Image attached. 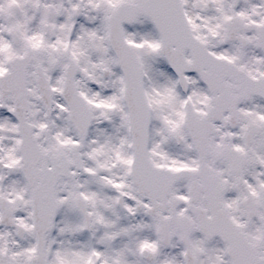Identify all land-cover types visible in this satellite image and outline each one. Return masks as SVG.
I'll list each match as a JSON object with an SVG mask.
<instances>
[{
	"label": "snow or ice",
	"instance_id": "obj_1",
	"mask_svg": "<svg viewBox=\"0 0 264 264\" xmlns=\"http://www.w3.org/2000/svg\"><path fill=\"white\" fill-rule=\"evenodd\" d=\"M0 264H264V0H0Z\"/></svg>",
	"mask_w": 264,
	"mask_h": 264
}]
</instances>
